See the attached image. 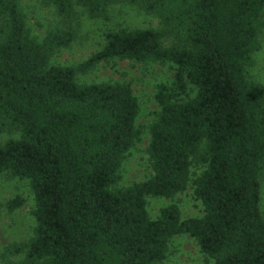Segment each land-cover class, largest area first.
Returning <instances> with one entry per match:
<instances>
[{"label": "trees", "instance_id": "1", "mask_svg": "<svg viewBox=\"0 0 264 264\" xmlns=\"http://www.w3.org/2000/svg\"><path fill=\"white\" fill-rule=\"evenodd\" d=\"M59 22L38 40L23 0H0V175L29 182L33 237L7 247L6 264H160L189 235L205 264H264V86L249 77L264 27V0H42ZM129 4L161 29L120 28L76 66L53 57L79 38L80 16L109 19ZM175 41L165 46L164 37ZM116 60L172 64L156 88L150 126L152 176L121 188V168L141 141L130 84H79ZM199 171L193 180V170ZM190 184L203 206L183 219L171 204L153 219L147 199H172ZM23 197L7 203L10 212ZM8 257H22L10 260Z\"/></svg>", "mask_w": 264, "mask_h": 264}, {"label": "rangeland", "instance_id": "2", "mask_svg": "<svg viewBox=\"0 0 264 264\" xmlns=\"http://www.w3.org/2000/svg\"><path fill=\"white\" fill-rule=\"evenodd\" d=\"M23 8L27 22L34 36L43 40L47 32L58 22L55 8L44 5L42 0H23ZM80 16V34L78 40L69 48L58 52L53 57V64L76 66L86 61L93 53L102 48L105 35L109 31L120 28L129 29H161L162 25L154 15L147 14L141 9L129 4H115L111 6L109 19H92L82 7H77ZM260 48L255 54V65L249 69L248 75L264 86V27L260 36ZM165 46H172L175 41L166 36ZM175 67L172 64H143L129 60H116L109 64L103 63L94 71L78 75L79 84L104 82H125L131 85L134 95L140 104V115L137 127L141 130V141L128 154L121 168L120 187H129L135 183L145 182L152 176L151 163L147 154L150 144V126L155 122L159 106L155 100L156 88L161 83H168L174 79ZM19 138L18 133H5L0 136V145L6 141ZM199 171L193 170V180ZM23 197L25 205L15 212L7 208L9 200ZM148 212L156 219L162 209L175 204L179 207L182 218H200L203 216L202 203L194 196L193 185L190 184L185 192L172 199H147ZM34 195L30 184L26 180L10 178L0 175V264H6L4 254L12 244L24 243L33 237L35 219ZM261 210L264 218V179L262 182ZM22 257H8L10 260H20ZM205 256L197 242L189 235L176 236L170 243L167 259L160 264H205Z\"/></svg>", "mask_w": 264, "mask_h": 264}]
</instances>
